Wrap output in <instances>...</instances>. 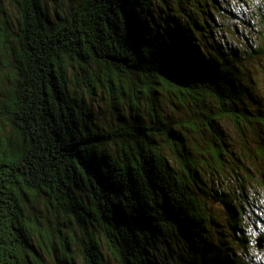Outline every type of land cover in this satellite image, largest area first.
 <instances>
[{
    "label": "trees",
    "instance_id": "obj_1",
    "mask_svg": "<svg viewBox=\"0 0 264 264\" xmlns=\"http://www.w3.org/2000/svg\"><path fill=\"white\" fill-rule=\"evenodd\" d=\"M67 1L0 0V264H256L264 33L224 47L216 0Z\"/></svg>",
    "mask_w": 264,
    "mask_h": 264
},
{
    "label": "rangeland",
    "instance_id": "obj_2",
    "mask_svg": "<svg viewBox=\"0 0 264 264\" xmlns=\"http://www.w3.org/2000/svg\"><path fill=\"white\" fill-rule=\"evenodd\" d=\"M218 3H224L222 5L223 13L209 11V15L213 16L215 22L209 19L210 27L214 28V33L217 40L223 44L224 47H231L233 50H247L251 45L257 47L260 44L261 35L264 33V28L258 21V16L256 15V7L260 4L256 0H252V4L249 6H245V4L238 3V0H216ZM48 5L49 12L54 15L56 8H65L68 5L67 0H46ZM226 10V11H225ZM227 10L231 11L232 15L227 14ZM10 22L12 24V28H16L18 24V14L14 8L10 9ZM241 48V49H240ZM246 69L250 72V74L257 79L258 86L255 87V93L259 99V103L264 107V59L259 57L256 59H250L246 57L242 60ZM103 108H107V106H103ZM106 115L103 110V116ZM221 128L224 130L226 137L230 140L232 147L238 149L240 148L239 137L235 131V127L232 123L228 121H223L221 123ZM252 129H258L256 127H252ZM248 138L254 143L255 138L253 134H248ZM261 168L264 169L263 165ZM217 202H214L216 205ZM213 215L216 217V223L218 222L220 226H216V230L223 232L224 234L227 232V228L225 226L226 222V212L222 205L216 207L213 210ZM255 220V219H254ZM253 230V219H250L248 222V230L246 234V238L250 237L248 233ZM264 230V229H263ZM262 232V231H261ZM214 234V232H212ZM254 235L260 233L257 229L254 231ZM218 233L216 236L218 237ZM214 236V237H216ZM224 237V236H223ZM225 238V237H224ZM216 239V238H215ZM245 243L240 240L236 241V251L241 255H246L247 258L253 259L256 264L263 263L264 264V249L259 250L255 243H249L247 247H244ZM176 257H179L176 255ZM180 256L179 260H182ZM162 259V258H161ZM178 259V258H177ZM163 260V259H162ZM112 264L114 261H110ZM171 262H173L171 260Z\"/></svg>",
    "mask_w": 264,
    "mask_h": 264
},
{
    "label": "water",
    "instance_id": "obj_3",
    "mask_svg": "<svg viewBox=\"0 0 264 264\" xmlns=\"http://www.w3.org/2000/svg\"><path fill=\"white\" fill-rule=\"evenodd\" d=\"M258 243H259V245H258L259 248H260V249L263 248V245H262V241H261V239L258 240Z\"/></svg>",
    "mask_w": 264,
    "mask_h": 264
}]
</instances>
